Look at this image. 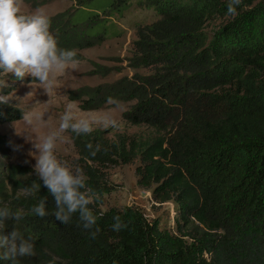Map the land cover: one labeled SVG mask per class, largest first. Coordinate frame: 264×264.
Segmentation results:
<instances>
[{"label": "trees", "instance_id": "16d2710c", "mask_svg": "<svg viewBox=\"0 0 264 264\" xmlns=\"http://www.w3.org/2000/svg\"><path fill=\"white\" fill-rule=\"evenodd\" d=\"M51 1L23 0L34 9ZM127 1H114L107 16ZM145 2L158 18L135 27L126 61L151 74L80 87L69 97L84 111L110 107L108 97L123 101L128 105L123 120L152 130L154 137L119 136L109 143L98 130L79 137L70 132L77 163L101 197L90 205L100 229L95 240L77 226L78 216L70 224L58 222L51 214L54 198L42 181L9 164L8 174H0V206L23 209L25 216L6 221L1 231L7 235L15 227L35 242V255L19 258L20 264H264V0H241L235 15L227 12L228 0ZM69 17L51 16L50 31L59 47L77 49L81 60V51L102 44L105 33L85 35L99 18L73 25ZM213 19L223 21L204 32ZM98 70L106 76L110 69ZM21 118V110L0 104V124ZM89 142L101 145L95 157L86 149ZM8 145L0 134V156L8 158ZM117 160H138V185L154 186L152 202L177 206L171 229L148 221L135 207L99 209L109 192L100 168ZM34 181L41 184L39 192L18 193ZM45 196L49 215L39 218L30 209ZM117 215L128 224L119 232L111 228Z\"/></svg>", "mask_w": 264, "mask_h": 264}, {"label": "clouds", "instance_id": "9594fccd", "mask_svg": "<svg viewBox=\"0 0 264 264\" xmlns=\"http://www.w3.org/2000/svg\"><path fill=\"white\" fill-rule=\"evenodd\" d=\"M241 0H228L227 12L235 15ZM23 0H0V73L13 74L23 80L27 76L33 78V85L41 89V95L47 96L46 102L36 100L22 112L21 120L35 133L25 136L32 144L33 151L28 154L35 160L34 172L43 186L54 198V211L51 213L61 224H70L74 216H78V227L89 233V239L95 240L100 232L96 226L98 216L90 207L94 202H100V194L87 183L83 169L66 159H60L56 154L57 144L66 142V133L75 136H88L96 127L118 129L122 120L115 113L124 110V102L114 97H108L106 103L110 106L102 115H81L78 102L71 99L66 92L58 89L59 78L68 72L78 70L81 60L77 49H67L58 46V41L50 31L51 21L46 10L38 7L30 13H23ZM7 87L5 80H0V90ZM33 96V92L27 97ZM55 99L62 100L63 111L58 116V124L49 127L53 116L48 109ZM9 95L0 94V104H7ZM48 130L41 133L40 130ZM11 144V142H10ZM22 145H14L13 150L19 151ZM86 149L91 157L101 150V145L95 146L89 142ZM27 163V161H25ZM41 184L32 182L27 187L17 191L25 196L39 192ZM48 197H40L30 212L39 218L49 215L47 211ZM23 209L13 211L7 204L0 206V226L6 221H20L24 218ZM111 228L119 232L128 227L119 215L114 216ZM35 242L31 235L13 227L9 234L0 231V261H11L20 264V259L35 255ZM115 264V262H114Z\"/></svg>", "mask_w": 264, "mask_h": 264}, {"label": "rangeland", "instance_id": "374dc122", "mask_svg": "<svg viewBox=\"0 0 264 264\" xmlns=\"http://www.w3.org/2000/svg\"><path fill=\"white\" fill-rule=\"evenodd\" d=\"M82 1L52 0L42 6L49 17L66 12L70 16V22L73 25L89 24L90 19L95 18L96 20L99 18L98 20L101 22H95L88 27L85 30V35L91 37L102 32L105 33L103 35L105 39L102 44L81 51L82 59L78 70L75 72L70 71L59 78V91L62 93L66 92L69 95L71 91L80 87H95L100 84L113 83L123 77H131L135 73L144 76L151 74L147 70L129 68L126 59L132 56V42L136 40L135 27L155 21L158 18L155 10L149 7L145 0H128L125 4L121 2L117 7L114 6V11H111L114 13L109 17L107 12L116 0H90L82 7H78ZM33 10L34 8L23 2V13L27 14ZM103 17H108L109 19H103ZM103 20L106 28L102 23ZM222 21V19L208 21L204 26V32L212 33ZM99 67L109 68L110 70L106 76H101L97 72ZM3 77L10 91L7 94L10 96L8 104L21 110V112L30 107L31 104H34L36 100L47 101L48 97L41 95V89H38L35 85H33V88L29 87L33 83L31 76L19 80L10 73L7 75L3 74ZM30 92H33V96L26 98ZM63 103L62 100L54 98L53 105L48 109L53 116L49 127L58 124V116L63 111ZM78 107L80 108L79 102ZM108 108L91 111H84L80 108V114L86 116L102 115ZM127 109L128 105H124L122 112L115 113L122 120V124L118 129L96 127L95 130L101 131L104 139L109 143L117 141L119 136H125L126 138H153L154 132L152 130L145 127L132 126L123 120L122 113ZM47 130V128H43L40 132L43 133ZM0 134L9 142L7 146L9 151L6 153L8 158L0 156V164L3 166V172L0 174L7 175V167L12 164L27 169L34 176H37L34 172L35 160L28 154L33 151L32 144L25 139V136H34L35 133H32L25 123L19 120L0 124ZM65 135L68 139L66 142L57 144L56 154L60 159H66L70 163L78 164V154L70 139V132ZM14 145H22L23 147L19 151H14ZM138 165V160L130 164H121L117 160L116 163L106 164L100 168L102 175L107 178L109 192L103 195L102 203L98 206L99 209L105 212L113 208L135 207L145 215L148 221L156 220L160 228L171 229L174 226L173 216L177 206L173 202L161 205L152 202L151 192L154 186L150 189H144L138 185L139 177L136 174Z\"/></svg>", "mask_w": 264, "mask_h": 264}]
</instances>
